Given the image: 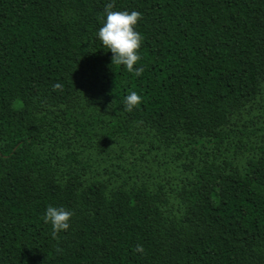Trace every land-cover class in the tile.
<instances>
[{
	"label": "trees",
	"instance_id": "obj_1",
	"mask_svg": "<svg viewBox=\"0 0 264 264\" xmlns=\"http://www.w3.org/2000/svg\"><path fill=\"white\" fill-rule=\"evenodd\" d=\"M109 2L141 13L140 76ZM0 264H264V0H0Z\"/></svg>",
	"mask_w": 264,
	"mask_h": 264
},
{
	"label": "clouds",
	"instance_id": "obj_2",
	"mask_svg": "<svg viewBox=\"0 0 264 264\" xmlns=\"http://www.w3.org/2000/svg\"><path fill=\"white\" fill-rule=\"evenodd\" d=\"M114 2L105 5L106 19L102 27L98 30V38L102 45L112 53L111 64L123 65L129 73L140 76L144 68L134 67L140 60L138 50L143 40L142 35L136 31V25L141 19V13L138 11H114ZM53 91H62L63 85L60 83L53 84ZM125 110L132 111L142 103V97L137 92L132 91L125 97ZM73 213L64 207L49 205L42 219L45 223L52 226V236L59 239L58 233L67 231L70 227L69 221ZM136 251L143 253L142 245L136 246Z\"/></svg>",
	"mask_w": 264,
	"mask_h": 264
},
{
	"label": "rangeland",
	"instance_id": "obj_3",
	"mask_svg": "<svg viewBox=\"0 0 264 264\" xmlns=\"http://www.w3.org/2000/svg\"><path fill=\"white\" fill-rule=\"evenodd\" d=\"M101 136L96 135L95 132L91 134V138L88 137V142L93 143V145L98 148L103 155L112 156L114 157L116 154L119 153L121 149H123L126 145L124 144V140L119 137V135L110 136V132H98ZM260 132H253V138L255 142H257L259 138ZM91 140V141H90ZM161 147V146H160ZM126 150V149H125ZM131 157V156H128ZM154 157V156H153ZM129 159L122 161L128 162ZM118 162V161H117Z\"/></svg>",
	"mask_w": 264,
	"mask_h": 264
}]
</instances>
